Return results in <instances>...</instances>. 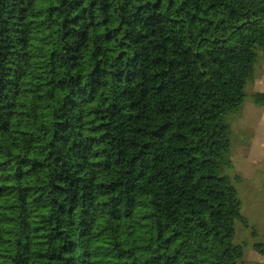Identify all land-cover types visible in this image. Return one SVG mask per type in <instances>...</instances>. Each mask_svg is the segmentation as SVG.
<instances>
[{
	"label": "trees",
	"instance_id": "16d2710c",
	"mask_svg": "<svg viewBox=\"0 0 264 264\" xmlns=\"http://www.w3.org/2000/svg\"><path fill=\"white\" fill-rule=\"evenodd\" d=\"M261 51L264 0H0V264H240Z\"/></svg>",
	"mask_w": 264,
	"mask_h": 264
},
{
	"label": "rangeland",
	"instance_id": "374dc122",
	"mask_svg": "<svg viewBox=\"0 0 264 264\" xmlns=\"http://www.w3.org/2000/svg\"><path fill=\"white\" fill-rule=\"evenodd\" d=\"M264 92V52L256 65L255 77L247 84L240 111L227 116L232 135V165L226 173L233 177L243 202L247 223L238 221L235 242L245 246L240 264H264V105L253 95Z\"/></svg>",
	"mask_w": 264,
	"mask_h": 264
}]
</instances>
